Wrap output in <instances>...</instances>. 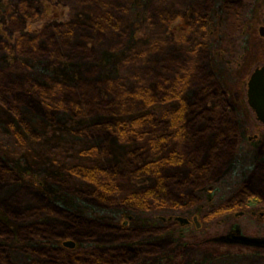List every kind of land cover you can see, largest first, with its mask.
I'll list each match as a JSON object with an SVG mask.
<instances>
[{
	"label": "rangeland",
	"instance_id": "1",
	"mask_svg": "<svg viewBox=\"0 0 264 264\" xmlns=\"http://www.w3.org/2000/svg\"><path fill=\"white\" fill-rule=\"evenodd\" d=\"M73 24L82 27L81 35L88 38V44H83L93 51L92 57L83 54L76 60L65 59L61 65L46 66L39 61L10 56L0 44V70L12 72L22 83L31 80L41 84L76 83L85 73L94 71L99 78L119 81L129 89L145 85L154 91L164 78L180 80L187 70L190 85L184 98L192 102L202 87L213 80L220 81L228 93L240 137L246 147L259 153L264 127L258 124L247 104L246 89L254 70L264 64V37L260 34L264 28V0H0V39H8L11 44L21 35L34 40L41 29L67 36L74 30ZM26 118L41 131L42 142L32 141L18 120L0 106V136L21 134L25 141L20 150L0 143L1 157L17 171L22 185L52 201L55 212L62 211L64 215L73 212L90 221L131 230L152 228L154 233L157 230L156 236L147 235L127 246H118L139 248L143 243H157L164 249L158 253L154 250L152 257L134 264H264V246L234 240L245 237L264 241L263 202L250 201L243 209V216L232 213L205 220L203 212L213 206L207 203L204 209L199 206L188 217L184 213L176 215L189 221L186 226L179 223L166 226V222L146 219L145 214L139 216L115 206L104 209L82 203L77 191L94 188L76 180L69 170L100 165L102 169H111L116 164L123 168L126 155L136 145H124L113 139L108 146L109 155L94 153L83 157L81 152L90 146L72 135V130L82 125L81 121L65 118L49 125L31 114ZM255 135L258 139L248 144ZM243 153L240 147L231 161L216 169L213 186L218 187L227 177H235L239 188L247 181L264 195V166L259 165L262 159L256 161L252 157L249 161ZM149 156L145 157L146 161L152 159ZM152 186V183L124 182L118 190L114 189L112 196L119 200ZM191 192V189L185 191ZM219 193L215 188L207 198ZM12 195H16L13 200H21L29 210L34 207L30 195L16 188L0 198ZM65 216L57 219L44 213L39 222L54 225L56 232L62 234L66 229L62 222ZM0 220L9 223L1 209ZM95 245L88 240L86 244L76 243L74 250L89 252L96 249ZM62 246L61 242L58 247ZM12 258L17 264L30 260L15 253Z\"/></svg>",
	"mask_w": 264,
	"mask_h": 264
},
{
	"label": "trees",
	"instance_id": "2",
	"mask_svg": "<svg viewBox=\"0 0 264 264\" xmlns=\"http://www.w3.org/2000/svg\"><path fill=\"white\" fill-rule=\"evenodd\" d=\"M71 28L74 30L67 36L41 29L34 40L21 35L13 44L8 39H0V44L10 56L39 61L46 66L61 65L65 59L76 60L83 54L92 57L88 38L81 35L82 27L73 24ZM186 72L178 77L180 80L164 78L154 91L145 85L129 89L119 81L99 78L94 71L85 73L76 83L41 84L31 80L22 83L12 72L0 70V106L12 114L27 136L37 143L44 137L26 118L27 114L49 125L65 118L81 121L82 125L73 129L72 135L89 144L90 147L81 152L83 157L94 153L109 155L108 146L113 139L124 145H136L137 148L126 155L123 168L116 164L111 169H102L100 165L69 170L76 180L94 188L77 191L82 203L89 202L104 209L115 206L139 216L145 214L146 219L166 222V226L177 223L169 222L171 218H181L176 215L184 213L188 217L199 206L204 209L207 203L213 206L203 212L205 220L232 213L243 216V209L250 201L264 203L263 193L247 181L239 188L235 177H227L218 187L213 186L216 169L231 161L240 147L244 149L241 155L247 160L253 157L259 161L260 158L259 165L264 166V142L257 153L263 157L256 156L254 150L245 146L233 121L235 113L228 93L220 81L213 80L202 87L192 102L184 98L190 85V74ZM23 138L21 134L1 135L0 143L20 150L25 144ZM147 155L152 159L146 161ZM132 181L153 186L119 200L112 196L114 189ZM13 188L27 192L34 207L29 210L21 200H13L18 194L0 198V209L11 224L0 220V264H17L13 253L30 257L22 264H134L152 257L154 250L158 253L163 249L157 243L118 248L134 239L156 236L159 232L154 233L152 228L131 230L90 221L73 212L65 213L67 217L62 211L55 212L52 201L22 185L17 171L0 155V195ZM215 188L220 193L208 199L207 194ZM188 189L192 192L185 193ZM44 213L55 218L65 216L62 219L65 232L58 234L54 225L40 223ZM88 240L96 244V249L86 252L58 247L61 242L62 245L66 241L86 244Z\"/></svg>",
	"mask_w": 264,
	"mask_h": 264
},
{
	"label": "water",
	"instance_id": "3",
	"mask_svg": "<svg viewBox=\"0 0 264 264\" xmlns=\"http://www.w3.org/2000/svg\"><path fill=\"white\" fill-rule=\"evenodd\" d=\"M261 36H264V28L260 29ZM249 104L256 111L257 119L264 124V69L256 70L249 81ZM182 226L188 224V220L184 218H177ZM198 228V219H194ZM234 240L250 244H259L264 246V241L253 240L245 237H234ZM63 246L68 249H75L76 243L73 241H66Z\"/></svg>",
	"mask_w": 264,
	"mask_h": 264
},
{
	"label": "flooded vegetation",
	"instance_id": "4",
	"mask_svg": "<svg viewBox=\"0 0 264 264\" xmlns=\"http://www.w3.org/2000/svg\"><path fill=\"white\" fill-rule=\"evenodd\" d=\"M262 37H264V36H262ZM261 69H264V64L258 66V67L254 70V72H255L256 70H261ZM254 72L252 73V75L254 74ZM252 75H251V77H252ZM250 79H251V78H250ZM249 81H250V80H249ZM246 92H247V93H246V101H247V104H248L249 108L251 109L252 113L255 114V118H256V121L258 122V124H259V125H262V127H264V124H263L262 122H260V121L257 119L256 111H255V110L250 106V104H249V97H248V96H249V95H248V93H249V82H248V84H247ZM258 137H259L258 135H255L253 138H250V140H248L247 143H248V142H252V141L257 140ZM244 143H246V142H244ZM248 144H249V143H248ZM176 219H177V218H175V219L171 218V219H169V222H172V221L177 222ZM177 223H179V222H177ZM179 224H180V223H179ZM188 224H190L189 221H188ZM188 224H186V225H188ZM186 225H184V226H186ZM257 245H259V244H257Z\"/></svg>",
	"mask_w": 264,
	"mask_h": 264
}]
</instances>
